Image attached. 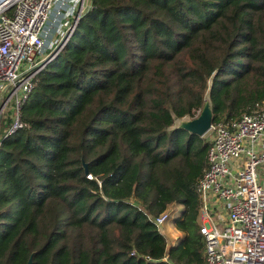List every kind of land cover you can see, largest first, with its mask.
<instances>
[{
  "label": "trees",
  "instance_id": "obj_1",
  "mask_svg": "<svg viewBox=\"0 0 264 264\" xmlns=\"http://www.w3.org/2000/svg\"><path fill=\"white\" fill-rule=\"evenodd\" d=\"M89 2L23 126L5 137L0 120V264H206L194 184L209 142L177 120L260 108L264 0ZM172 204L170 245L153 219Z\"/></svg>",
  "mask_w": 264,
  "mask_h": 264
},
{
  "label": "built area",
  "instance_id": "obj_2",
  "mask_svg": "<svg viewBox=\"0 0 264 264\" xmlns=\"http://www.w3.org/2000/svg\"><path fill=\"white\" fill-rule=\"evenodd\" d=\"M85 3L0 0L1 118L12 119L5 137L23 126L19 112L35 74L57 55L61 40H68L91 6ZM206 134L207 167L194 184L202 202L198 221L205 263L264 264V101L238 120L211 124ZM217 203L224 216L216 220ZM168 219L165 211L153 221L161 227Z\"/></svg>",
  "mask_w": 264,
  "mask_h": 264
},
{
  "label": "water",
  "instance_id": "obj_3",
  "mask_svg": "<svg viewBox=\"0 0 264 264\" xmlns=\"http://www.w3.org/2000/svg\"><path fill=\"white\" fill-rule=\"evenodd\" d=\"M65 42H66V37L61 40V42L58 44L57 48L55 49L57 53L61 50ZM2 105L3 102L0 99V120H1ZM211 124H212V110L209 103L206 102L203 108L201 109V111L199 112V114L195 118L189 119L186 122H182L180 123L179 126L191 133H195L198 136L202 137L209 130ZM84 168L85 171L87 172V168L85 164H84ZM28 264H31V257L28 260Z\"/></svg>",
  "mask_w": 264,
  "mask_h": 264
},
{
  "label": "rangeland",
  "instance_id": "obj_4",
  "mask_svg": "<svg viewBox=\"0 0 264 264\" xmlns=\"http://www.w3.org/2000/svg\"><path fill=\"white\" fill-rule=\"evenodd\" d=\"M90 5V2H89V0H86V3H85V6L86 5ZM87 5V6H88ZM84 6V7H85ZM86 8V7H85ZM84 8V9H85ZM6 114V111H4L3 110V112H2V117L4 116ZM199 114V113H198ZM197 114V115H198ZM196 115V116H197ZM2 119V118H1ZM189 119L188 118H182V119H180V120H177V123H182V122H186V121H188ZM207 136H209V135H204V138H206ZM261 170H262V168H259L258 169V171H259V173H260V175H261V177H262V173H261ZM221 206V205H220ZM182 206H180V205H177V204H172V205H170V206H168V208H167V212L169 213V219L163 224V226H161V227H159L160 228V230L162 231V233L164 234V235H169V232L170 231H173V232H175V225H174V223H175V220L181 215V212H182ZM223 212V207H219V208H217V212H216V214H215V218H216V220L220 217V213H222ZM169 242V241H168Z\"/></svg>",
  "mask_w": 264,
  "mask_h": 264
},
{
  "label": "crops",
  "instance_id": "obj_5",
  "mask_svg": "<svg viewBox=\"0 0 264 264\" xmlns=\"http://www.w3.org/2000/svg\"><path fill=\"white\" fill-rule=\"evenodd\" d=\"M220 205L222 206V203H217L214 205L216 212H217V208L221 207ZM219 215H220V218H223L224 212L220 213ZM200 219L201 218H199V220ZM181 235H182V233L179 232L177 229H175V232L170 231L169 235L166 234L165 236H166L167 240L169 241L170 245H173L178 241V239L181 237Z\"/></svg>",
  "mask_w": 264,
  "mask_h": 264
}]
</instances>
